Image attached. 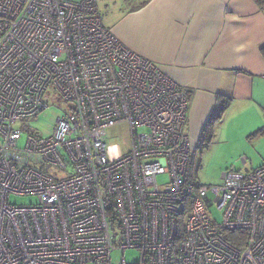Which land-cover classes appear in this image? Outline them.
<instances>
[{"label":"built area","instance_id":"1","mask_svg":"<svg viewBox=\"0 0 264 264\" xmlns=\"http://www.w3.org/2000/svg\"><path fill=\"white\" fill-rule=\"evenodd\" d=\"M50 90L63 115L20 147L17 124ZM189 104L102 25L97 0H0V264H114L117 250L139 254L121 264H264V165L190 180ZM118 123L132 149L112 159Z\"/></svg>","mask_w":264,"mask_h":264},{"label":"crops","instance_id":"2","mask_svg":"<svg viewBox=\"0 0 264 264\" xmlns=\"http://www.w3.org/2000/svg\"><path fill=\"white\" fill-rule=\"evenodd\" d=\"M105 28L192 91L193 147L220 101L229 106L213 127L236 102L264 110V8L253 0H126Z\"/></svg>","mask_w":264,"mask_h":264},{"label":"rangeland","instance_id":"3","mask_svg":"<svg viewBox=\"0 0 264 264\" xmlns=\"http://www.w3.org/2000/svg\"><path fill=\"white\" fill-rule=\"evenodd\" d=\"M125 3L126 0H97L98 16L104 27L114 20ZM49 93L48 109L17 124L24 132L20 147L25 145L29 131L44 138L53 134L57 118L63 115L64 107L52 90ZM247 105L234 103L221 123L208 127L199 143L194 147L191 145L188 167L190 180L200 185L220 186L222 174L227 170L251 173L264 165V110L254 104H250L251 107ZM107 143L112 159L130 152L132 137L129 124L111 125L107 129ZM31 201L32 198L11 197V202L18 205L29 204ZM211 211L215 219L221 221L220 213L214 208ZM138 257V252L134 250H117L112 255L114 264H121L123 259L133 263Z\"/></svg>","mask_w":264,"mask_h":264},{"label":"trees","instance_id":"4","mask_svg":"<svg viewBox=\"0 0 264 264\" xmlns=\"http://www.w3.org/2000/svg\"><path fill=\"white\" fill-rule=\"evenodd\" d=\"M253 1L256 2V4H257L260 8H264V0H253ZM262 52H263V55H264V48L262 49ZM181 89H182V88H181ZM182 90H183V89H182ZM183 91H184V90H183ZM184 92H185V91H184ZM191 92H192V91H190V92H189V91L185 92V94L188 96L189 100L192 99V93H191ZM228 102H229V101H228ZM228 106H229V103L223 104L222 101H220V102L216 105L214 112L212 113V115H211V117H210V119H209L207 125L205 126V129H204V131H203V134H204L205 131L208 129V127L212 126L214 123L220 121V120L223 118V116H224V114H225V112H226ZM237 234H238L237 232H231V233L228 234V237H227V238H228L230 241L235 242V237H236Z\"/></svg>","mask_w":264,"mask_h":264},{"label":"bare ground","instance_id":"5","mask_svg":"<svg viewBox=\"0 0 264 264\" xmlns=\"http://www.w3.org/2000/svg\"><path fill=\"white\" fill-rule=\"evenodd\" d=\"M119 40V39H118ZM123 44V43H122Z\"/></svg>","mask_w":264,"mask_h":264}]
</instances>
